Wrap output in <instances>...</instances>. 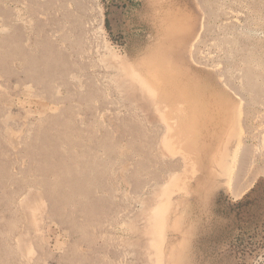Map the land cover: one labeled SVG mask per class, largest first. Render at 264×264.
Masks as SVG:
<instances>
[{
	"label": "rangeland",
	"instance_id": "obj_1",
	"mask_svg": "<svg viewBox=\"0 0 264 264\" xmlns=\"http://www.w3.org/2000/svg\"><path fill=\"white\" fill-rule=\"evenodd\" d=\"M0 264H264V0H0Z\"/></svg>",
	"mask_w": 264,
	"mask_h": 264
},
{
	"label": "bare ground",
	"instance_id": "obj_2",
	"mask_svg": "<svg viewBox=\"0 0 264 264\" xmlns=\"http://www.w3.org/2000/svg\"><path fill=\"white\" fill-rule=\"evenodd\" d=\"M161 25L162 26L164 25V27H166L163 30L162 34L165 33V35L166 34L169 35V34H171V32H173L172 28L174 26L167 23V21H165L164 23L162 22ZM181 40L179 41V43L181 42ZM175 42L178 43L177 40H175ZM155 52H157V49ZM155 52L150 55V60L145 61L147 64H144L145 69L147 71H150V73L152 75L154 74L153 68L156 70H160L158 68V65L160 63H164V61H165V59L161 56L159 58H157V56H159V55H157V53H155ZM171 62H172V60H171ZM184 62H186V61H184ZM173 72H171V73L168 71L166 72L165 69L161 70L160 72L158 71L157 74H158L160 86H161V88H163L168 93V99L167 100H169L170 102L177 100L178 102L180 101L184 105V108L186 109L187 113L184 116V118H182V120H180L182 127H183V130H184L183 132H184V134H187V135L190 133L194 137L195 142L191 139L192 138L191 135H189L191 137L190 138L191 141L188 143L189 146L190 147L195 146V148H199L200 151L202 152L206 149V147H205V145L199 144L197 142L198 141L197 138L199 137V135H198L199 131L197 132V128H199V125L202 123L207 124L208 122H210L211 118H209L207 116H201L200 114L197 113L198 112L197 109L199 107H205V106L209 107V108H215L218 104V101H216V98H218V95L215 91H212L213 85H214V80H212V78L210 76L212 74L209 72L208 73L201 72V76L205 75L204 77H206L207 81L204 80L205 81L204 83L202 81V83L198 84V83H194L193 81H188L187 83H184L180 80L179 74H176ZM191 89H192V91L194 90L193 96H192ZM177 92H184V95H183L184 97L183 96H182V98L179 97L180 95L178 96V94H176ZM206 93H208V100L204 98V95ZM192 97H193V99H191ZM212 100H213V102H212ZM221 111H223V110H221ZM222 121L223 120H218V123L220 124ZM210 128H212V127H210ZM218 141H219V139H218ZM205 171H206V169H205Z\"/></svg>",
	"mask_w": 264,
	"mask_h": 264
}]
</instances>
